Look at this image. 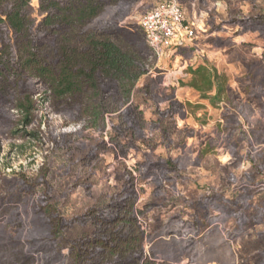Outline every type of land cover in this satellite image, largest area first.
I'll return each mask as SVG.
<instances>
[{
	"label": "rangeland",
	"instance_id": "obj_1",
	"mask_svg": "<svg viewBox=\"0 0 264 264\" xmlns=\"http://www.w3.org/2000/svg\"><path fill=\"white\" fill-rule=\"evenodd\" d=\"M103 1L106 6L95 27L135 24L141 13L165 0H140L122 15L118 6ZM178 3L195 37L160 62L137 35L125 33V41L148 58V72L136 82L128 104L139 115L141 133L120 138L122 144L133 142L134 148L111 142L112 129L102 134L79 130L81 123H72L75 111L55 106L36 79L0 93V264H11L25 248L27 233L42 231L32 211L41 186L8 203L18 193L21 177L33 181L41 167L46 169L50 200L69 219L119 192L128 168L166 160L177 170L153 169L148 177L136 173L137 209L149 236L148 252L168 264H192L182 250L186 237L165 232L169 224L177 225L171 221L177 214L183 223L198 220L192 248H204V256L195 264L264 262V35L227 23L264 12V0ZM31 7L32 17L40 21L38 0H31ZM198 66L220 76L224 92L217 101L189 86L188 70ZM24 94L38 107L39 128L36 123L25 129L20 125L16 103ZM108 94L112 98L114 91L108 89ZM112 118L116 125L117 117ZM62 134H70L65 139L69 143L54 145L51 135ZM102 137L107 149L100 147L83 161ZM246 204V219L242 215L240 222L235 214ZM93 229L90 223L73 225L64 234L73 239L91 235Z\"/></svg>",
	"mask_w": 264,
	"mask_h": 264
},
{
	"label": "trees",
	"instance_id": "obj_2",
	"mask_svg": "<svg viewBox=\"0 0 264 264\" xmlns=\"http://www.w3.org/2000/svg\"><path fill=\"white\" fill-rule=\"evenodd\" d=\"M139 1L108 0V3L118 6L122 15ZM105 6L103 0H38L42 18L36 22L32 17L31 0H0V93L16 89L27 78L36 79L45 85L55 106L75 111L77 120L72 123H81L79 130L90 128L102 134L112 129L115 136L111 142L119 141L122 147L132 149L133 142L122 144L120 138L127 132L135 136L141 133L139 115L128 104L136 82L148 72V58L141 49L125 41V33L137 35L148 52L151 51L143 31L136 24L124 27L104 23V26L95 27L94 22ZM227 23L264 35V12L232 18ZM188 71L192 74L189 86L217 101L224 92L220 76L203 66ZM108 89L114 91L112 98L108 97ZM213 89L214 95L208 96ZM16 107L23 128L34 123L39 128L38 107L28 94L19 98ZM113 116L117 117L116 125L112 123ZM24 129L18 131L25 134ZM69 135H51V141L56 146H64L69 143L65 141ZM100 147L107 149L104 137L83 161H89L93 151ZM173 163L166 160L128 168L119 192L109 196L104 204L90 206L69 219H65L50 200L46 169L41 167L33 181L21 177L18 193L8 203L33 194L34 189L41 186L43 190L32 211L42 231H30L25 235V248H20L11 264H168L147 254L145 241L149 236L140 219L142 213L137 209L136 173L148 177L153 169L174 172L178 167ZM237 203L236 200L232 202L233 205ZM247 208L246 204L235 214L238 221L245 216ZM171 221H178L177 225L169 224L170 229L167 226L165 232L186 237V248L182 250L186 251L190 263H196L204 256V248H192L195 242L191 236L197 233L198 220L183 223L175 214ZM88 223L94 228L91 235L73 239L65 236L64 231L71 226Z\"/></svg>",
	"mask_w": 264,
	"mask_h": 264
},
{
	"label": "built area",
	"instance_id": "obj_3",
	"mask_svg": "<svg viewBox=\"0 0 264 264\" xmlns=\"http://www.w3.org/2000/svg\"><path fill=\"white\" fill-rule=\"evenodd\" d=\"M135 24L143 31L156 62L195 37L194 29L185 23L178 0H165L148 8L136 18ZM156 67L159 68L158 64ZM45 106H48L47 102Z\"/></svg>",
	"mask_w": 264,
	"mask_h": 264
},
{
	"label": "flooded vegetation",
	"instance_id": "obj_4",
	"mask_svg": "<svg viewBox=\"0 0 264 264\" xmlns=\"http://www.w3.org/2000/svg\"><path fill=\"white\" fill-rule=\"evenodd\" d=\"M146 249H148V248H146ZM147 254L148 255H150V252H148V250H147ZM161 261V260H160ZM163 262H166V261H163ZM190 263V262H189ZM192 264H195V263H192Z\"/></svg>",
	"mask_w": 264,
	"mask_h": 264
}]
</instances>
